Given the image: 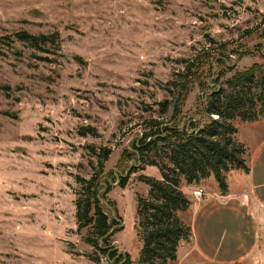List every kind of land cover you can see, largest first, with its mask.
<instances>
[{"label":"rangeland","instance_id":"374dc122","mask_svg":"<svg viewBox=\"0 0 264 264\" xmlns=\"http://www.w3.org/2000/svg\"><path fill=\"white\" fill-rule=\"evenodd\" d=\"M20 30L59 31L60 47L37 51L6 38ZM221 50L230 64L223 74ZM196 55L184 120L205 119L201 81L217 87L220 75L264 63V0H0V264H120L87 241L92 228H80L77 217L78 176L91 177L102 147L112 152L100 194L110 189L116 210L107 213L119 228L107 246L138 264L137 200L149 191L139 175L162 173L145 163L130 174L143 164L138 155L124 159V149L134 150L152 120L170 123L169 83ZM161 103L169 105L164 114ZM86 126L94 133L82 135ZM238 129L251 155L264 139V118ZM198 187L214 193L217 184L189 186L193 199Z\"/></svg>","mask_w":264,"mask_h":264},{"label":"trees","instance_id":"16d2710c","mask_svg":"<svg viewBox=\"0 0 264 264\" xmlns=\"http://www.w3.org/2000/svg\"><path fill=\"white\" fill-rule=\"evenodd\" d=\"M207 37L210 43L217 44L209 35ZM6 38L25 42L37 51L47 52L49 45L60 47L59 31L36 35L20 30ZM262 46L258 44L257 49ZM227 52L221 50L218 54L221 57L216 56V63L221 64L220 74L230 68L225 60ZM197 60L198 55L186 60L184 70L179 71L169 83L168 91L174 100L170 123L152 120L150 132L143 134V138L134 145V150L124 149V159L138 155L143 164L140 168L134 165L130 174L143 171L145 163L158 166L162 173L161 178L139 175V179L148 184L149 191L146 196L139 195L137 200L136 214L142 235L138 264H178L181 243L190 242L193 236L192 226L185 214L194 200L184 190L185 186L201 185L213 177L220 192L226 194L229 191L228 176L231 172L250 171V153L245 143L237 138L238 124L264 118V63L256 62L223 81L220 75L214 80L219 83L217 87H210V82L201 81L207 89L202 104L205 119L184 120V116H179L180 108ZM168 106L161 103L162 114L168 111ZM94 131L95 127L86 126L80 133L86 135ZM111 152L109 147H102L96 152L98 165L93 167L91 177L78 176L82 192L76 200L77 217L80 228L91 226L92 237L88 236L87 241L97 251L120 264H132L129 253H118L115 247L107 246L110 232L118 224V218L107 213V207L116 210L115 201L106 195L110 189L100 194L105 162ZM152 153L155 158L151 156ZM128 181L129 178H122L121 186L126 187ZM118 229H114V234Z\"/></svg>","mask_w":264,"mask_h":264},{"label":"crops","instance_id":"0c3cea01","mask_svg":"<svg viewBox=\"0 0 264 264\" xmlns=\"http://www.w3.org/2000/svg\"><path fill=\"white\" fill-rule=\"evenodd\" d=\"M249 157V173L231 172L226 194L210 177L216 191L194 197L186 212L193 236L181 243L178 264L264 263V139Z\"/></svg>","mask_w":264,"mask_h":264},{"label":"built area","instance_id":"2783aa9c","mask_svg":"<svg viewBox=\"0 0 264 264\" xmlns=\"http://www.w3.org/2000/svg\"><path fill=\"white\" fill-rule=\"evenodd\" d=\"M191 193L195 198H199V199L204 198L207 195V192L203 187H198L194 189Z\"/></svg>","mask_w":264,"mask_h":264},{"label":"water","instance_id":"95a60500","mask_svg":"<svg viewBox=\"0 0 264 264\" xmlns=\"http://www.w3.org/2000/svg\"><path fill=\"white\" fill-rule=\"evenodd\" d=\"M110 208H112V207H110ZM113 209V208H112ZM113 213H114V211H113ZM124 225V223H122V226ZM114 229H115V227L111 230V232H110V234H112L113 232H114ZM116 244H118V242H116Z\"/></svg>","mask_w":264,"mask_h":264}]
</instances>
